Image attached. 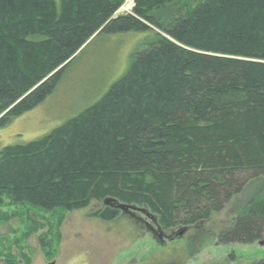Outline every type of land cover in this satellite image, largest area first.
<instances>
[{
	"label": "trees",
	"instance_id": "16d2710c",
	"mask_svg": "<svg viewBox=\"0 0 264 264\" xmlns=\"http://www.w3.org/2000/svg\"><path fill=\"white\" fill-rule=\"evenodd\" d=\"M123 1L0 0V128L43 103L98 36H152L96 102L0 149V204L98 201L90 216L141 210L151 232L180 227L173 238L264 179V0H134L116 14ZM259 187L220 243L262 239Z\"/></svg>",
	"mask_w": 264,
	"mask_h": 264
},
{
	"label": "rangeland",
	"instance_id": "374dc122",
	"mask_svg": "<svg viewBox=\"0 0 264 264\" xmlns=\"http://www.w3.org/2000/svg\"><path fill=\"white\" fill-rule=\"evenodd\" d=\"M134 5L124 0L116 14L130 13ZM151 37L132 32L95 38L43 103L0 128V149L35 140L96 102ZM260 185L264 179L250 182L221 210L173 238L180 227L151 232L155 220L141 210L134 212L144 226L127 210L111 221L90 216L103 206L98 201L71 211H45L12 204L1 194L0 264H256L264 260V233L253 243L222 244L218 236Z\"/></svg>",
	"mask_w": 264,
	"mask_h": 264
},
{
	"label": "water",
	"instance_id": "95a60500",
	"mask_svg": "<svg viewBox=\"0 0 264 264\" xmlns=\"http://www.w3.org/2000/svg\"><path fill=\"white\" fill-rule=\"evenodd\" d=\"M123 210H125V209L123 208ZM126 210H127V209H126ZM131 214H133V216L136 217V215H135L134 213H131Z\"/></svg>",
	"mask_w": 264,
	"mask_h": 264
},
{
	"label": "flooded vegetation",
	"instance_id": "af4514ba",
	"mask_svg": "<svg viewBox=\"0 0 264 264\" xmlns=\"http://www.w3.org/2000/svg\"><path fill=\"white\" fill-rule=\"evenodd\" d=\"M135 219H136V220H139V218H137V216L135 217ZM139 221H141V220H139ZM150 229H151V228H150Z\"/></svg>",
	"mask_w": 264,
	"mask_h": 264
}]
</instances>
